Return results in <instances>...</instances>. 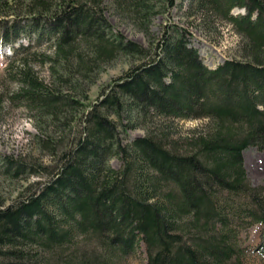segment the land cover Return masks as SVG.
I'll use <instances>...</instances> for the list:
<instances>
[{
    "label": "trees",
    "instance_id": "16d2710c",
    "mask_svg": "<svg viewBox=\"0 0 264 264\" xmlns=\"http://www.w3.org/2000/svg\"><path fill=\"white\" fill-rule=\"evenodd\" d=\"M116 1L133 24L148 29L155 6ZM102 2L0 0L3 74L19 85L9 100L40 115L58 119L65 108L83 107L70 83L90 80L119 55L135 59L82 111L76 135L63 147L50 146L52 172L1 157L13 177L48 178L0 204V264H123L141 242V264H247L240 234L253 224L261 225L256 249L264 261V179L248 180L243 156L249 147L264 150V0H194L242 38L244 59L214 68L187 28L170 23L144 46L114 28ZM49 42L53 57L38 51ZM47 60L59 87L31 66ZM157 117L209 122L181 145L151 130L123 142L120 127ZM111 157L121 160L119 168L108 163Z\"/></svg>",
    "mask_w": 264,
    "mask_h": 264
},
{
    "label": "rangeland",
    "instance_id": "374dc122",
    "mask_svg": "<svg viewBox=\"0 0 264 264\" xmlns=\"http://www.w3.org/2000/svg\"><path fill=\"white\" fill-rule=\"evenodd\" d=\"M155 6V12L150 17L148 29L145 31L138 28L127 15L121 10L116 0H103L102 7L104 15L114 26L127 38L150 46L160 37L163 28L170 24H177L188 29L191 33V44L198 49L203 62L210 68L216 67L225 59H244L242 55V38L232 25L211 14L198 10L194 0H174L175 4L169 7L167 0H146ZM17 11L23 16L22 7ZM232 13H245L243 8H234ZM24 40L23 43H25ZM51 42L42 45L38 51L47 56L53 57L54 48ZM32 50L31 52H35ZM11 52V50L7 51ZM5 56L0 52V204L10 203L18 193L29 183L37 180H45L48 175H39L24 172L13 177L10 170H7L1 160L4 155H12L27 163H40L47 170L54 168V157L51 155L52 145L63 147L78 131V117L82 111L95 102L111 84L112 80L122 75L127 68L135 61L132 56L119 55L108 63L102 64L90 80H78L70 83L72 95L79 99L84 105L77 109L65 108V112L59 115L58 119L50 116L40 115L35 109H30L21 104L9 100V94L18 89V84L7 80L3 72L6 66ZM27 59L32 58L27 54ZM51 62L38 64L31 61L33 70L46 82L59 87L51 74ZM59 67L60 73L64 69ZM92 79V80H91ZM67 87L62 86L63 91ZM82 90L87 93V98L82 96ZM72 120L68 121L67 117ZM136 121V120H135ZM209 122L208 118L198 119H168L157 117L148 125L136 121V127L121 130V137L124 143H130L136 136L147 134V131H154L160 137L167 135L170 141L180 143L187 133L196 128H203ZM148 128V129H147ZM39 136V137H37ZM42 140V144L40 141ZM45 140V141H44ZM183 147V146H182ZM245 167L248 180L258 184L264 179V150L260 151L249 147L243 151ZM108 163L113 168L121 166V160L111 157ZM261 225L253 224L247 231H242L241 244L245 247L244 260L247 264H264L260 258L257 246L260 242ZM146 260V251L141 242L136 252L128 257L123 264H141Z\"/></svg>",
    "mask_w": 264,
    "mask_h": 264
}]
</instances>
